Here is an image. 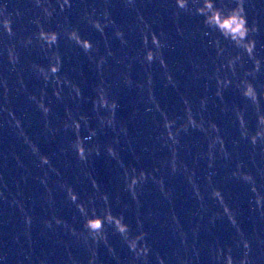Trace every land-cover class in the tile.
Listing matches in <instances>:
<instances>
[{
    "label": "clouds",
    "instance_id": "obj_1",
    "mask_svg": "<svg viewBox=\"0 0 264 264\" xmlns=\"http://www.w3.org/2000/svg\"><path fill=\"white\" fill-rule=\"evenodd\" d=\"M149 6L161 5L157 0H0V131L15 142L11 150L0 148V167L7 170L11 158L12 166L22 170L15 193L0 170V201L19 210L22 234L31 242L36 218L20 188L21 181L31 178L45 190L42 231L62 230L71 236L87 253L86 264H105L102 248L114 264H171L149 227L157 224L159 211L145 214L143 208L153 194L174 205L177 188L171 180L179 178L195 201L200 221L206 220L191 230L195 262L192 256L176 253L179 264H198L196 238L201 227L211 232L218 222L234 235L231 243L217 238L210 246V264H259L253 243L264 245V238L259 233L254 239L248 236L241 223L242 208L229 186L244 187L249 213L264 217V183L258 179L264 178V169H248L240 151L248 148L252 157L264 153V19L253 0H165L162 6L170 10L175 34L197 40L207 55L206 61L199 56L188 60L189 78L202 88L197 94L187 85L181 91L178 69L169 57L174 50L170 33L160 27L158 14H146ZM117 7L128 19L117 18ZM74 12L79 15L76 23ZM185 18L194 19V27L182 24ZM223 21L231 30L222 27ZM82 29L94 30L100 38L94 42ZM82 57L94 73V83L84 79ZM157 69L159 85L175 92V103H162L157 95ZM123 90L135 91L153 123L152 146L145 145L141 153L130 128L140 109L134 108L128 120L120 118L118 93ZM19 97L23 107L15 102ZM225 115L234 135L220 123ZM194 136L195 153L188 142ZM17 144L23 146V155L15 151ZM43 144L54 147L42 150ZM122 144L135 164L125 163ZM102 155L115 162L112 190L98 181L93 166ZM220 169L222 181L217 180ZM65 206L73 209L71 221L60 214ZM126 214L134 216V225ZM169 223L188 252V234L174 208ZM20 235H12L14 244H20ZM113 236L117 243L110 239ZM25 261L33 264L32 255L24 253L23 260H14L12 248L0 242V264ZM66 264L85 262L69 251Z\"/></svg>",
    "mask_w": 264,
    "mask_h": 264
},
{
    "label": "water",
    "instance_id": "obj_2",
    "mask_svg": "<svg viewBox=\"0 0 264 264\" xmlns=\"http://www.w3.org/2000/svg\"><path fill=\"white\" fill-rule=\"evenodd\" d=\"M23 2V0H21ZM165 0H157V3L161 6H149L145 11L146 14L150 16L160 17V27H164L165 30L170 33V41L174 46V50L169 52L170 62L178 69L177 76L181 80L182 86L181 91L185 90V85H187L188 90L192 93H199L202 91V88L198 83L193 82L189 78V73H191V67L188 63L189 57L199 56L201 59H207V55L201 51L199 48V42L192 39H182L175 34L174 27L169 19L170 10L163 7ZM30 15V13H26ZM114 14L120 20L128 19L127 15L122 9L117 7L114 9ZM260 15V14H259ZM261 16V15H260ZM262 19H264L261 16ZM79 19L77 12L73 13L72 22L76 23ZM182 24L187 25L189 28L194 27L195 20L190 18H185L181 21ZM222 27H225L226 30H231L230 24L228 21H223ZM82 34L86 38L92 39L94 42L99 39V34L94 30H83ZM118 42H114L113 48H118ZM120 53H118L119 55ZM120 67V66H115ZM81 68L84 73V79L87 80L90 84L95 82V76L92 72V69L88 65L86 58H81ZM137 71L139 68L137 66ZM159 69H157V76ZM202 83V82H201ZM87 92H91V88L86 89ZM120 96L121 108L119 111V116L122 120H128L133 113L134 108L140 109V114L135 117L134 120L130 123V128L132 131L133 144L136 148L137 153H141L142 148L145 145L152 146L151 137L154 134L153 123L151 118L146 116L143 113V106L140 104V98L138 95L133 92H128L123 90L118 93ZM157 95L160 97L162 103H175L177 97L174 91L171 89H163L159 85V76H158V86H157ZM235 101V97H232ZM18 105L24 106V101L22 97H19L15 101ZM90 106L85 105V110H88ZM57 111L62 114V106H57ZM220 123L224 128L225 132L228 134L234 135V130L232 128L231 120L229 117L221 116L219 117ZM198 137L194 136L188 141L193 145V153H195L196 143ZM15 142L12 138L8 137L5 133L0 131V148L4 150H11ZM53 146H48L47 144L42 145V150L51 151ZM15 151L23 155V146L17 144ZM242 154V159L247 165L248 169L256 172L257 167L264 169V153L257 152V154L252 157L249 155L250 149L241 147L240 149ZM166 153L160 152L158 155H165ZM121 155L125 160L126 164H135V160L132 157V154L128 151L127 145L121 147ZM145 155L144 163L146 166L151 165V159L147 154ZM25 163H28L29 158L24 156ZM4 163L3 159L0 158V166ZM114 161L108 160L103 155L97 157L94 161V169L97 175L98 181L105 186L107 189L112 190L113 184L115 182V169L113 165ZM11 158L8 161V169L4 170L0 167V170L4 171V174L7 178L9 184V190L13 193L17 191L16 180L20 179L22 170H17L13 166ZM224 179V170L220 169V174L217 177L218 181ZM261 180V183H264V178L258 177ZM177 188V196L174 202V205L169 206L167 202L163 201L158 194H153L148 196L145 199V204L143 211L147 214L148 211H159L158 222L155 226L149 224V227L152 228L153 238L156 241L157 247L160 249L162 254L167 253L171 258V264H179V261L176 259L175 254L178 253L181 257L192 256L195 262L194 253L191 250V245L194 241L192 235V228L195 227L198 223L203 225L205 221H200L199 215L196 214V204L194 199L190 194L185 191L184 186L181 184L179 178H173L171 180ZM151 189V185L148 186ZM230 191L233 194V198L239 202L242 211L243 217L241 220L242 226L244 227L246 233L250 238L255 237L257 233L264 238V217H260L258 213L250 214L248 210V204L246 202V189L240 185L231 184ZM21 190L24 192L25 196V206L32 208V214L36 218L31 229V242H29V237L24 236L22 233L24 231V226L20 222V213L18 209L11 208L0 201V242H7L8 246L12 248V256L15 260L17 257L20 260H23L24 253H29L32 255L33 264H39V260L47 259L48 264H66L68 259V252L70 251L77 259L85 262L87 259V253L84 252L83 248L76 244L73 241V238L65 234L62 230L58 233L42 231L41 225L39 223L40 219L45 216V208L43 206V196L45 190L43 186L39 185L38 182L32 180L31 178L27 183L21 181L20 184ZM60 198L59 195L57 197ZM11 199V197H9ZM33 201L35 204L33 205ZM174 210L177 212L183 229L188 234V252H185L183 247L179 244L178 235L174 236L172 233V228L169 223V216L171 211ZM119 211V209H114ZM73 209L65 206L61 209L60 214L66 219L71 221ZM128 219L130 222L135 223L134 216L130 214ZM14 233H21L20 235V244H14L12 241V235ZM234 235L233 230L229 229L226 224L218 222L217 226L212 229L211 232H208L204 227H201L197 239V247L200 250V260L198 264H210V246L215 243V240L218 238L221 242L231 243L232 236ZM113 243H117V237H110ZM67 245V247H65ZM22 249V251H21ZM51 253V255H50ZM123 256L127 255L126 250H121ZM239 255V250L236 252ZM253 255L256 257H261L259 264H264V245H259L253 243ZM101 256L105 261V264H114L111 257H109L106 252L101 249ZM25 264L27 262L25 261Z\"/></svg>",
    "mask_w": 264,
    "mask_h": 264
}]
</instances>
